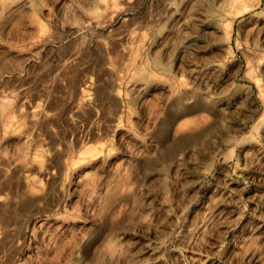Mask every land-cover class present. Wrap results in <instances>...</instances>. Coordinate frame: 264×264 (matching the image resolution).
Returning a JSON list of instances; mask_svg holds the SVG:
<instances>
[{
  "label": "rangeland",
  "instance_id": "obj_1",
  "mask_svg": "<svg viewBox=\"0 0 264 264\" xmlns=\"http://www.w3.org/2000/svg\"><path fill=\"white\" fill-rule=\"evenodd\" d=\"M0 264H264V0H0Z\"/></svg>",
  "mask_w": 264,
  "mask_h": 264
}]
</instances>
